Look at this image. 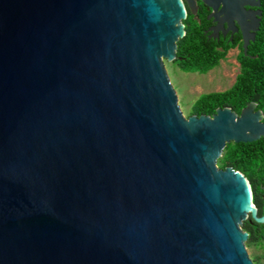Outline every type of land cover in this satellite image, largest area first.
<instances>
[{"label": "water", "instance_id": "1", "mask_svg": "<svg viewBox=\"0 0 264 264\" xmlns=\"http://www.w3.org/2000/svg\"><path fill=\"white\" fill-rule=\"evenodd\" d=\"M182 0H0V264H253L256 104L185 117Z\"/></svg>", "mask_w": 264, "mask_h": 264}, {"label": "trees", "instance_id": "2", "mask_svg": "<svg viewBox=\"0 0 264 264\" xmlns=\"http://www.w3.org/2000/svg\"><path fill=\"white\" fill-rule=\"evenodd\" d=\"M262 8L260 30L255 42L247 48V53L241 51L239 54V73L232 86L224 91L202 95L192 105L188 116H212L216 109L225 107L239 114L241 109L251 102L256 103L257 108L264 112V0H262ZM183 25L185 35L177 42L176 59L173 63L184 72L206 74L225 59L231 46L223 42L217 44L209 39L189 13L183 20ZM263 165L264 138L248 143H229L217 161L220 169L231 167L248 179L254 202L256 187L253 184V177L256 168ZM242 229L249 234L246 245L258 238L257 229H252L248 221L242 224ZM258 235L263 238L262 231Z\"/></svg>", "mask_w": 264, "mask_h": 264}, {"label": "flooded vegetation", "instance_id": "3", "mask_svg": "<svg viewBox=\"0 0 264 264\" xmlns=\"http://www.w3.org/2000/svg\"><path fill=\"white\" fill-rule=\"evenodd\" d=\"M182 2L184 3L186 12L192 15L193 19L196 20L199 27H202L203 33L209 39L217 44L223 42L231 46L226 56L229 51H236L235 59L237 63L240 52L243 51L246 54L249 45L255 42L263 18L262 0H182ZM239 67L238 63V73ZM256 110L262 112V121L264 122V112L257 107ZM253 180V184L256 187V201H253L252 194V203L256 210V216L260 218L264 215V165L256 168ZM245 221H248L252 229H257L258 233L260 231L263 232V238H260L257 233L258 238L252 241L251 244L264 248V222H256L250 216ZM262 256L264 259V255ZM250 259L253 264H256L259 263L258 260L261 258L250 257Z\"/></svg>", "mask_w": 264, "mask_h": 264}, {"label": "rangeland", "instance_id": "4", "mask_svg": "<svg viewBox=\"0 0 264 264\" xmlns=\"http://www.w3.org/2000/svg\"><path fill=\"white\" fill-rule=\"evenodd\" d=\"M236 51H229L219 65L206 74L188 73L173 63L164 61L170 83L176 93L178 105L182 114L187 117L192 105L202 96L211 92L229 89L238 73V63L235 59ZM248 255L260 257L259 263L264 264V248L255 244L246 245Z\"/></svg>", "mask_w": 264, "mask_h": 264}]
</instances>
